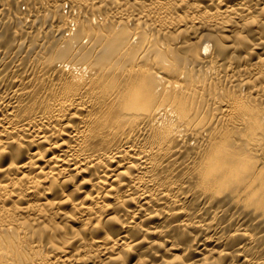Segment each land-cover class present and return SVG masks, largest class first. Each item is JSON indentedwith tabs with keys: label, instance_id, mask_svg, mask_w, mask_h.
<instances>
[{
	"label": "bare ground",
	"instance_id": "obj_1",
	"mask_svg": "<svg viewBox=\"0 0 264 264\" xmlns=\"http://www.w3.org/2000/svg\"><path fill=\"white\" fill-rule=\"evenodd\" d=\"M1 30L0 264H264L228 190L264 170V0H1Z\"/></svg>",
	"mask_w": 264,
	"mask_h": 264
},
{
	"label": "clouds",
	"instance_id": "obj_2",
	"mask_svg": "<svg viewBox=\"0 0 264 264\" xmlns=\"http://www.w3.org/2000/svg\"><path fill=\"white\" fill-rule=\"evenodd\" d=\"M119 116L112 114L106 119H93L90 121L91 136L104 138L118 135L121 131L131 125V120L136 113L127 112L118 108ZM249 125L243 135L249 143H256L254 139L256 130ZM258 130V129H257ZM87 135V134H86ZM257 161L254 157L248 156L233 183L228 189L236 196L239 203L246 208L256 211H264V170L256 167ZM252 177L253 179H249ZM254 181V182H253Z\"/></svg>",
	"mask_w": 264,
	"mask_h": 264
},
{
	"label": "rangeland",
	"instance_id": "obj_3",
	"mask_svg": "<svg viewBox=\"0 0 264 264\" xmlns=\"http://www.w3.org/2000/svg\"><path fill=\"white\" fill-rule=\"evenodd\" d=\"M10 4L12 5L13 9H20L21 11H25V10H27L29 8V6L31 4V0H10ZM69 7H70L69 4L65 5L63 7L62 11H60V12H62V14L65 15V16L66 15H70V8ZM4 29L6 30V28H4ZM1 31H0V42L2 43V41L6 40L9 36H8V32L4 33L5 31H2L3 32L2 33ZM255 50L257 51L258 49L256 48ZM256 51H253V53H255Z\"/></svg>",
	"mask_w": 264,
	"mask_h": 264
}]
</instances>
